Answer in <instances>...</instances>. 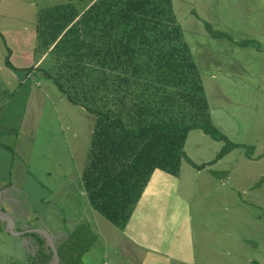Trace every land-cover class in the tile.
Segmentation results:
<instances>
[{"label": "rangeland", "instance_id": "1", "mask_svg": "<svg viewBox=\"0 0 264 264\" xmlns=\"http://www.w3.org/2000/svg\"><path fill=\"white\" fill-rule=\"evenodd\" d=\"M61 1L66 0H0V44L4 51H9L11 45L20 51L26 49L25 45L32 46L27 36L30 41L35 37L39 10ZM72 1L79 8L87 0ZM172 3L199 71L210 121L219 133L240 145L214 160L224 140L192 130L183 147L192 163L183 160L178 177L172 183L169 179L168 186L155 185V190L160 196L180 195L187 188L191 191L188 196L183 194L190 200V208L185 203L184 207L190 213L189 236L199 264H264V0ZM211 30L220 35L214 36ZM41 82L48 81L42 78ZM48 85L57 96L54 83ZM8 91L0 84V102L9 97ZM56 107L59 119L45 124L37 137L45 145L43 151L52 148L66 162L71 155L75 168L68 171L67 181L52 193L42 213L27 209L19 219L5 201L2 211L15 216L11 219L23 233H11L0 218V264H43V253L54 260L48 236L65 260L59 264H102L99 250L110 244L107 238H117L118 226L92 209L80 188V171L86 162L94 116L65 99ZM5 110L9 112L10 108ZM38 116L35 107L16 138L3 137L14 148L13 178L16 169H26L29 162H34L32 141ZM5 119L3 116L0 121ZM247 145L253 146L250 153L246 152ZM202 164L203 168H196ZM27 183L36 190L44 187V180L32 172L27 175ZM96 236L98 242L92 240ZM92 244V250L84 253V247L91 249ZM128 244L122 241V247ZM125 249L118 250L113 260H122ZM134 250L129 258L136 262L138 252Z\"/></svg>", "mask_w": 264, "mask_h": 264}, {"label": "trees", "instance_id": "2", "mask_svg": "<svg viewBox=\"0 0 264 264\" xmlns=\"http://www.w3.org/2000/svg\"><path fill=\"white\" fill-rule=\"evenodd\" d=\"M34 30L45 56L28 69L94 116L81 178L92 208L113 225L125 226L155 169L176 177L183 160L192 163L183 148L192 130L224 140L214 160L239 147L210 121L172 0L61 1L39 10ZM50 259L43 253V264Z\"/></svg>", "mask_w": 264, "mask_h": 264}, {"label": "crops", "instance_id": "3", "mask_svg": "<svg viewBox=\"0 0 264 264\" xmlns=\"http://www.w3.org/2000/svg\"><path fill=\"white\" fill-rule=\"evenodd\" d=\"M27 38L30 44L33 41V45H25L26 49L23 51L13 45L10 46L9 51H4L3 46L0 44V84L7 87L10 94L9 97L3 98L0 102V120L3 116L6 118L4 122L0 121V188H2L0 190V213L4 215L0 216L8 219V223L5 221L7 223L6 228H14V230H17L16 234H22L23 229L17 228L19 224L14 223L12 219L15 216L19 219L23 218V213L28 212V210L36 213L44 212L49 206L52 193L58 191L62 181H67L68 171H73L75 168L71 161V155L68 156L70 160L66 162L63 160V156L57 155L52 148L43 151L45 145L37 137L45 124L59 119L57 103H60L63 99L68 100L60 93L57 96L52 94L48 85V82L51 81L46 79L48 82H45V84L40 82V77L35 70L30 71L28 69L31 66L36 67L44 58L45 52H36V37L31 41L29 35ZM20 42L22 45L25 44V40ZM5 57H8L10 65L5 63ZM35 97H37V100H35ZM7 107L10 108L9 112L5 110ZM35 107L39 116L37 117L38 125L35 137L32 141L34 162L32 164L29 162L26 169L21 167L18 170L16 169L13 178L14 148L6 144L3 137L16 138L18 130H21L23 128L22 124L29 120ZM50 108V112L45 115L47 109ZM59 130H62V128L59 127ZM92 131L90 134H92ZM84 165L80 171V188L82 196L87 198L81 178ZM29 172L39 174V177L44 180L42 189L36 190L33 184L27 183ZM176 177L159 169L152 172L149 178L150 182L145 186L125 226L117 227L113 225L118 228L117 238L115 240L107 238L106 240L107 242L110 241V244L99 250L101 256H103L102 264H199L194 256L193 240L191 242L189 236L191 231L189 226L190 213L188 211L190 200L186 196L191 191L187 188L180 195L167 196L163 194V196H160L155 190V185L168 186L169 179H172V183ZM192 185L194 183L189 187L192 188ZM17 194H20L19 198L14 200ZM5 201L8 208L14 211L15 216H11L7 211H2ZM184 203L188 209L184 207ZM24 228H27V226ZM73 230L70 229V231ZM99 235H101V232ZM48 238L52 243L51 238L49 236ZM92 240L94 242L99 241L97 236ZM122 241H128L129 244L122 247ZM93 245H91V249L86 248L83 252L88 253L91 251ZM122 249L127 250L124 251L122 260L114 261L115 255L119 254L117 251H122ZM133 249L138 252L136 262L129 258V254ZM51 261H53V258L50 259ZM61 261L65 260L61 258Z\"/></svg>", "mask_w": 264, "mask_h": 264}, {"label": "water", "instance_id": "4", "mask_svg": "<svg viewBox=\"0 0 264 264\" xmlns=\"http://www.w3.org/2000/svg\"><path fill=\"white\" fill-rule=\"evenodd\" d=\"M0 218L8 223V219H7L6 217H1V216H0ZM9 229H10V231H11L12 233H17V232H15V231L13 230V228L9 227ZM44 233H45V232H44ZM50 246H51V248H52L53 251H54V260H53V263H52V264H55V263L58 261V255H57V252L54 250V248H53L51 242H50Z\"/></svg>", "mask_w": 264, "mask_h": 264}]
</instances>
